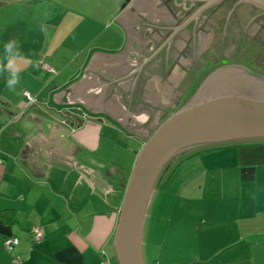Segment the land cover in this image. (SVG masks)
Instances as JSON below:
<instances>
[{"label": "crops", "instance_id": "0c3cea01", "mask_svg": "<svg viewBox=\"0 0 264 264\" xmlns=\"http://www.w3.org/2000/svg\"><path fill=\"white\" fill-rule=\"evenodd\" d=\"M84 2L0 0V212L15 216L0 220V264H100L103 253L114 262L130 178L157 128L223 60L241 65L240 54L264 76V0ZM11 40L19 55L9 63ZM26 92L36 105L26 108ZM42 116L67 135L35 134ZM170 169L144 248L146 238L163 247L161 264H264V140L201 150ZM11 236L20 244L9 252Z\"/></svg>", "mask_w": 264, "mask_h": 264}, {"label": "water", "instance_id": "95a60500", "mask_svg": "<svg viewBox=\"0 0 264 264\" xmlns=\"http://www.w3.org/2000/svg\"><path fill=\"white\" fill-rule=\"evenodd\" d=\"M132 1L127 0L126 5ZM216 80L218 89L212 88ZM34 124L35 134L47 138L69 132L45 116ZM53 128L58 131L54 133ZM251 140H264V76L223 61L195 95L157 128L140 152L114 240L118 264H146L143 245L148 210L160 177L174 159L197 149ZM242 173L244 181L253 179V169ZM94 175L102 177L99 171Z\"/></svg>", "mask_w": 264, "mask_h": 264}, {"label": "rangeland", "instance_id": "374dc122", "mask_svg": "<svg viewBox=\"0 0 264 264\" xmlns=\"http://www.w3.org/2000/svg\"><path fill=\"white\" fill-rule=\"evenodd\" d=\"M55 1H57L58 3H60V5H61V7H64V8H66V9H70V7H71V5L74 7L75 6V4L77 5V4H82V3H85L84 2V0H55ZM97 2L99 1V0H96ZM125 2L124 3H126V1L127 0H124ZM96 2V3H97ZM102 2H104V0H102ZM93 4H95V2H93ZM223 61H228V60H223ZM222 61V62H223ZM235 61L236 62H238V63H240L241 65H244V66H246V67H251V68H254V65L252 64V62L250 61V60H248L247 58H244V57H241V55L240 54H238L237 56H236V59H235ZM221 62V63H222ZM220 63V64H221ZM212 69V68H211ZM223 77V76H222ZM197 89H198V87H193L191 90H190V92L186 95V97L184 98V102H186V101H188V100H190L194 95H195V93H196V91H197ZM184 156V155H183ZM183 156H180L179 158H176V159H174L168 166H167V168L170 166V168L171 169H173L174 167H175V165L180 161V160H182L184 157ZM173 162H175V163H173ZM167 168L164 170V172H163V174H162V176L161 177H165L166 176V174H168L169 172L167 171ZM170 169V170H171ZM173 173H174V171H173ZM173 173H171V175L170 176H172L173 175ZM161 177H160V179H159V181H158V184H157V186H156V191H155V193L157 192V191H161L162 189H164L165 188V186L163 185V183H162V180H163V178L161 179ZM164 186V187H163ZM154 196H155V194H154ZM154 196H153V199H154ZM156 196H157V194H156ZM156 196H155V198H156ZM167 203V202H166ZM172 204H170V206H171ZM155 206H152L151 208H150V210H149V217H148V222H147V229H146V231H148V228H149V226H150V224L152 223V221H153V219L152 218H154V220H155V213H156V211H155ZM170 213V212H169ZM168 213V214H169ZM167 222V221H166ZM165 226L167 227V228H170L169 227V222H167V224H165ZM161 240V239H160ZM145 248H144V246H143V252H144V258L146 257V260H147V264H161L162 262H160V259L158 258V254L161 252V251H165V249L163 248V247H161L160 245H157V246H149V241H148V239L146 238V241H145ZM149 253H150V255H149ZM112 256H113V259H114V262L116 263V264H118V260H117V258H116V254L114 253V252H112Z\"/></svg>", "mask_w": 264, "mask_h": 264}, {"label": "built area", "instance_id": "2783aa9c", "mask_svg": "<svg viewBox=\"0 0 264 264\" xmlns=\"http://www.w3.org/2000/svg\"><path fill=\"white\" fill-rule=\"evenodd\" d=\"M42 66L49 72L56 74L58 71L49 65L42 62ZM25 97L27 99L26 108L32 107L38 103V99L31 93L26 92ZM3 158L0 156V163H3ZM30 233L32 235V240L34 243L39 244L45 239V232L42 226L34 225L30 228ZM4 247L7 251L12 252L20 244V239L16 236L7 237L4 239ZM22 258L20 256H14L12 259V264H21ZM100 264H116L110 260L105 253L102 254V259Z\"/></svg>", "mask_w": 264, "mask_h": 264}, {"label": "clouds", "instance_id": "9594fccd", "mask_svg": "<svg viewBox=\"0 0 264 264\" xmlns=\"http://www.w3.org/2000/svg\"><path fill=\"white\" fill-rule=\"evenodd\" d=\"M5 54L9 58V63H11V57L19 55V44L15 40L6 42L5 44ZM19 83V72L18 70H10L9 78L6 81V86L10 90H14L15 86Z\"/></svg>", "mask_w": 264, "mask_h": 264}, {"label": "trees", "instance_id": "16d2710c", "mask_svg": "<svg viewBox=\"0 0 264 264\" xmlns=\"http://www.w3.org/2000/svg\"><path fill=\"white\" fill-rule=\"evenodd\" d=\"M251 141H262V140H251ZM236 143H238V142L228 143V144H220L217 146H211V147H207V148L197 149V150H194L190 153L185 154L183 157L187 158V157H189V156L193 155L194 153L201 151V150H208V149H213V148L222 147V146L235 145ZM170 166L168 167V169L170 168ZM162 178H164V177H161V179ZM0 220H3V221L10 223V224H13L15 222V216L9 210L3 211V212H0Z\"/></svg>", "mask_w": 264, "mask_h": 264}, {"label": "bare ground", "instance_id": "6f19581e", "mask_svg": "<svg viewBox=\"0 0 264 264\" xmlns=\"http://www.w3.org/2000/svg\"><path fill=\"white\" fill-rule=\"evenodd\" d=\"M221 78H222V76H221ZM220 78V79H221ZM219 79V80H220ZM219 80H216V81H214L213 83H212V88H215V89H218V88H220V86H219Z\"/></svg>", "mask_w": 264, "mask_h": 264}, {"label": "flooded vegetation", "instance_id": "af4514ba", "mask_svg": "<svg viewBox=\"0 0 264 264\" xmlns=\"http://www.w3.org/2000/svg\"><path fill=\"white\" fill-rule=\"evenodd\" d=\"M219 66H221V65H219ZM219 66H218V67H219ZM218 67H217V68H218ZM259 68H260V67H258V69H259ZM258 71H260V70H258ZM188 101H189V100H188ZM186 102H187V101H186ZM174 111H175V110H174Z\"/></svg>", "mask_w": 264, "mask_h": 264}]
</instances>
